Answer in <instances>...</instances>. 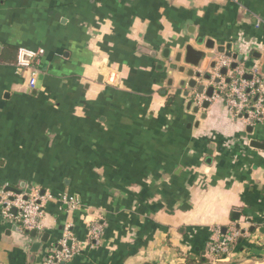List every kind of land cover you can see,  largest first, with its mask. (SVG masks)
<instances>
[{
	"label": "crops",
	"instance_id": "0c3cea01",
	"mask_svg": "<svg viewBox=\"0 0 264 264\" xmlns=\"http://www.w3.org/2000/svg\"><path fill=\"white\" fill-rule=\"evenodd\" d=\"M208 40L261 67L264 0H0V191L81 204L48 202L39 233L0 214V264H42L65 229L79 247L65 264H264V149L250 146H264V122L247 125L221 97L205 110L204 93L197 105L180 86L190 68L177 54L207 53ZM20 48L44 51L34 90ZM224 57L198 72L227 79L210 67Z\"/></svg>",
	"mask_w": 264,
	"mask_h": 264
},
{
	"label": "built area",
	"instance_id": "2783aa9c",
	"mask_svg": "<svg viewBox=\"0 0 264 264\" xmlns=\"http://www.w3.org/2000/svg\"><path fill=\"white\" fill-rule=\"evenodd\" d=\"M260 21L256 27H260ZM44 51L42 49L29 50L20 48L16 54L15 67L21 73H28L27 85L34 90L39 74V65ZM224 57L215 61V68H226L232 71L227 79L221 78L218 83L211 79L208 84L213 87V95L210 99L221 97L225 105L235 117L240 118L249 126H255L264 122V75L261 74L260 65L246 67L242 62L231 70L232 63ZM209 99V100H210ZM196 104L203 102L202 95L195 98ZM48 202H57L66 206L70 211L81 207L77 198L70 196H53L50 193L42 194L34 188L20 194H10L0 191V214L4 221L15 223L25 232H42V220L44 207ZM14 211V213H13ZM103 235L102 222L92 221L88 228V238L94 245L101 243ZM239 231L231 227L229 231L215 239L210 246V251L215 260L227 256L235 243ZM58 249L48 252L42 264H65L79 254V247L75 240L65 229L62 239L58 243Z\"/></svg>",
	"mask_w": 264,
	"mask_h": 264
},
{
	"label": "water",
	"instance_id": "95a60500",
	"mask_svg": "<svg viewBox=\"0 0 264 264\" xmlns=\"http://www.w3.org/2000/svg\"><path fill=\"white\" fill-rule=\"evenodd\" d=\"M201 44H202V39H200L196 42V45H198V46ZM204 49L207 50V53L204 51H196L191 45L186 44L183 46L182 51L177 54L176 62L178 63L179 61H182L185 65L189 66V68H190L186 74L187 77L189 78V81L181 82L180 86L186 85L191 90L196 89V93L198 95L204 93L207 100L203 102L202 108L206 110L210 104V102L208 100L213 95V87L210 86L207 89H205L204 85H199V83L197 82L198 80L209 82L212 79V75L201 74L198 72V70L200 69V67L204 61V59H207V58L208 59H214L215 54L224 55L225 57H228V58L237 59V61L240 63L243 61V59H242V55H237V54L232 53L230 44H227L226 46H223L220 44L215 46V43L213 41L208 40V41H206V43L204 45ZM256 57L258 59L262 58V60H263L262 65L260 67V71H261V74L264 75V56L262 57L261 54H256ZM215 66H216V63L214 60V61H212L210 67H211V69H215ZM236 66H237V63H232V65L230 66V69L233 70V69H235ZM178 71L183 72L184 69L180 68ZM226 73H227L226 68H222L219 71L220 77L225 76ZM219 81H220V78L218 77V78L214 79L213 82L216 84ZM248 131H251V128H248ZM250 146L257 148V149H264L263 145H260L254 141L252 143H250ZM15 194H20V192L17 191ZM33 234L34 233H32V235ZM46 237L47 236L45 235L41 241L44 242ZM40 244L41 243H35L33 245L32 251H36V249L39 248Z\"/></svg>",
	"mask_w": 264,
	"mask_h": 264
}]
</instances>
